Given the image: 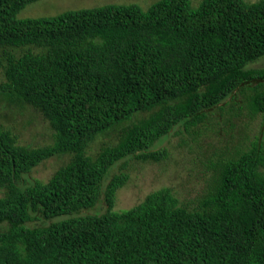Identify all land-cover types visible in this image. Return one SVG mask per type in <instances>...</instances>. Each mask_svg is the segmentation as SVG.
I'll use <instances>...</instances> for the list:
<instances>
[{
  "label": "trees",
  "instance_id": "16d2710c",
  "mask_svg": "<svg viewBox=\"0 0 264 264\" xmlns=\"http://www.w3.org/2000/svg\"><path fill=\"white\" fill-rule=\"evenodd\" d=\"M34 1L0 0V89L40 112L53 140L21 145L0 123V264H264L261 134L205 157L210 179L192 205L164 186L114 209L126 160L167 158L152 147L178 125L194 140L240 88L246 111L264 114V67H248L264 57V0L19 17ZM116 127L115 144L88 153ZM68 153L47 181L28 182L34 167ZM100 198L103 212L81 213Z\"/></svg>",
  "mask_w": 264,
  "mask_h": 264
},
{
  "label": "rangeland",
  "instance_id": "374dc122",
  "mask_svg": "<svg viewBox=\"0 0 264 264\" xmlns=\"http://www.w3.org/2000/svg\"><path fill=\"white\" fill-rule=\"evenodd\" d=\"M153 1L156 0H37L21 9L18 16H47L68 9L92 7L106 3H136L145 9ZM190 1L192 7H196L201 0ZM248 67H264V57L250 62ZM2 78L3 76L0 74V79ZM248 93L247 89H237L226 98L221 107L214 108L211 111L210 119L205 122L206 128L203 123L197 125L200 134L194 140H191L189 134L184 133L185 131L180 125L161 138L152 149L166 148L169 152L167 158L161 161L127 159L123 170L129 174V179L124 186L118 189L114 209L130 208L140 202L148 193L164 186L171 187L181 202L192 205L207 187L211 171L205 169L204 165L207 163L205 157L215 152V147L222 152L221 148L224 146L231 147L241 142L248 143L259 134L264 139V114L258 112L251 116L246 111L245 97ZM0 123L13 132L21 145L42 146L53 140V130L48 120L40 112L27 104L20 103L16 98L1 94V89ZM119 128H112L96 136L88 147V153L95 155L102 147L115 144L118 141ZM183 136L190 138L187 144L181 143ZM70 156L69 153L61 154L44 160L26 175V179L28 182H33L36 179L47 181ZM122 163L123 161L112 168L110 174L116 172ZM104 209L105 205L100 198L96 207L84 209L81 213H101Z\"/></svg>",
  "mask_w": 264,
  "mask_h": 264
}]
</instances>
